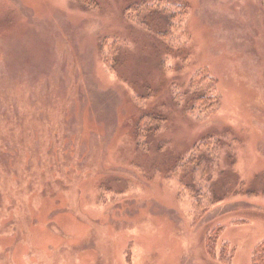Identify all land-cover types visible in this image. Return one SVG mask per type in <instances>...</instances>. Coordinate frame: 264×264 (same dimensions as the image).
<instances>
[{
    "label": "rangeland",
    "instance_id": "obj_1",
    "mask_svg": "<svg viewBox=\"0 0 264 264\" xmlns=\"http://www.w3.org/2000/svg\"><path fill=\"white\" fill-rule=\"evenodd\" d=\"M263 238L264 0H0V264H250Z\"/></svg>",
    "mask_w": 264,
    "mask_h": 264
},
{
    "label": "trees",
    "instance_id": "obj_2",
    "mask_svg": "<svg viewBox=\"0 0 264 264\" xmlns=\"http://www.w3.org/2000/svg\"><path fill=\"white\" fill-rule=\"evenodd\" d=\"M142 25L143 23H141V26ZM150 31L154 34L155 37H157L158 40L168 39L166 38L167 33L161 34L159 32H154L152 30ZM208 72L209 71L206 68H203V69L197 70L192 75V78L190 81V88H195V90H199L203 88L205 90H204V93L200 95H196L193 93L195 95V98L192 101L193 105L187 111H195L197 109V110H200L201 112L202 111L205 112L208 115H210L211 113L215 111L217 104L219 102L216 97L217 86L213 78L210 77V75L208 74ZM181 101H182V98H181ZM164 124H165V118H163L160 115L159 116L158 115H145V116H141L140 118H138V121L136 122V126H135V138L137 140V146H139L142 149H146L147 144H148L147 142L148 135L153 134V132L160 131L164 127ZM208 142H210V138H204L199 142L200 145H197V146H201V147L207 146ZM197 146L194 145V147H197ZM191 155H193V153H191ZM187 160L189 161L185 163V162H182L180 159H177L173 166V172L176 171L175 169L177 165H179L180 163L182 166L184 165V163L186 165H188V163H191L192 165L193 163L192 169L186 168L185 166L179 167V169H181L183 172L186 171V173H189L191 172V170H193V172L198 174L199 179H202V176L203 177L205 176V180L209 181L210 171L212 170V167H211L212 163L209 161V159L196 158L195 156H192V158H188ZM195 193L197 195L198 193H200V191H197ZM199 199H201L200 194H199ZM194 200L196 199L194 198ZM194 206H198L195 209V213H194L195 217H197L195 219H200L204 211L202 210L201 205L198 202H195ZM214 230L215 229H211L207 232L206 238H205L206 244L208 243V241L211 242L213 238L217 237ZM225 246H223L220 249L219 254H218V259L220 262L228 264L231 260L232 254H227L228 250L225 248ZM250 264H264V238L255 245L252 256H251Z\"/></svg>",
    "mask_w": 264,
    "mask_h": 264
}]
</instances>
